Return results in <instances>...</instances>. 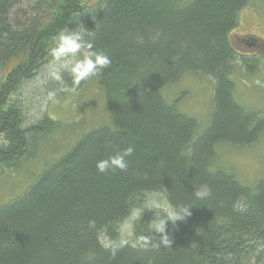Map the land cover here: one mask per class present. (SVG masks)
Returning <instances> with one entry per match:
<instances>
[{
    "label": "trees",
    "instance_id": "16d2710c",
    "mask_svg": "<svg viewBox=\"0 0 264 264\" xmlns=\"http://www.w3.org/2000/svg\"><path fill=\"white\" fill-rule=\"evenodd\" d=\"M25 1L0 0V168L32 158L38 137L59 126L49 116L32 124L20 91L52 62L61 31L83 24L92 51L111 59L75 90L98 81L109 120L0 206V264H264V179L252 187L216 167L220 143L251 145L264 133V117L236 100L232 80V34L253 0ZM192 73L213 85L202 131L163 94ZM61 77L47 81L49 92L73 87L69 72ZM129 146L127 171L98 172L97 161ZM202 185L211 193L197 198ZM153 194L190 215L153 233L149 224L163 215L145 207ZM134 209L133 238L148 247L128 244L113 256L101 240L118 245Z\"/></svg>",
    "mask_w": 264,
    "mask_h": 264
},
{
    "label": "rangeland",
    "instance_id": "374dc122",
    "mask_svg": "<svg viewBox=\"0 0 264 264\" xmlns=\"http://www.w3.org/2000/svg\"><path fill=\"white\" fill-rule=\"evenodd\" d=\"M31 1L26 0L24 5L28 6ZM232 43L239 56L232 73L234 96L244 107L264 117V0H253L240 13ZM51 65L52 62L26 84L20 94L32 124L49 116L59 126L54 132L38 137L34 147L37 151L32 158L11 170L0 168V206L24 192L84 133L109 120L104 92L98 81L87 84L80 91L56 93L54 99H49L46 83L52 77L49 74ZM163 94L169 103H177L183 113L199 121V131L205 129L213 97V85L206 75L187 74L167 87ZM216 153V167L233 174L240 183L253 187L264 179V133L251 145L220 143ZM160 198V195L153 194L148 202L165 205Z\"/></svg>",
    "mask_w": 264,
    "mask_h": 264
},
{
    "label": "clouds",
    "instance_id": "9594fccd",
    "mask_svg": "<svg viewBox=\"0 0 264 264\" xmlns=\"http://www.w3.org/2000/svg\"><path fill=\"white\" fill-rule=\"evenodd\" d=\"M91 35H93V32H90L83 24H79L75 30L61 31L55 37V46L51 49L52 65L49 74L52 78L60 81L62 79L61 71H67L72 77L73 85L71 89L62 87L61 91H75L81 85V82H86L93 77L101 75L111 65V59L108 55L103 52L92 51L93 44L87 39ZM257 83L259 84L260 82L257 81ZM55 96V91L48 94L49 99H54ZM133 152L134 148L129 146L123 151L117 152L114 156L97 161L96 168L100 173L115 172L117 170L127 171L129 165L126 158L131 156ZM210 193L211 189L207 185H202L200 189L195 191L197 198H204ZM145 207L148 209L158 208L163 212L162 216L155 217L149 224L153 233H164L168 221L175 222L190 215L189 210L177 212L170 206L151 201L147 202ZM235 207L239 210H244L245 205L242 202H238ZM140 217V211L134 209L124 222L122 232L125 234V238L121 239L118 245L105 243L103 239L101 240L105 247L112 248L113 256L117 247L128 244H131L132 247H148V240L145 237L133 238V232L131 231L135 221ZM91 223L94 225V222Z\"/></svg>",
    "mask_w": 264,
    "mask_h": 264
}]
</instances>
